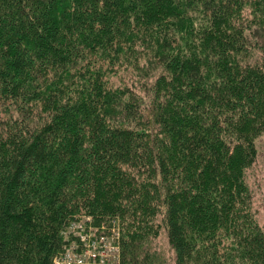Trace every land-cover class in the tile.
Returning <instances> with one entry per match:
<instances>
[{"label":"trees","instance_id":"1","mask_svg":"<svg viewBox=\"0 0 264 264\" xmlns=\"http://www.w3.org/2000/svg\"><path fill=\"white\" fill-rule=\"evenodd\" d=\"M263 131L264 0H0V264H52L76 214L119 219L121 264H165L162 227L171 264H264Z\"/></svg>","mask_w":264,"mask_h":264},{"label":"rangeland","instance_id":"2","mask_svg":"<svg viewBox=\"0 0 264 264\" xmlns=\"http://www.w3.org/2000/svg\"><path fill=\"white\" fill-rule=\"evenodd\" d=\"M197 21L199 19L197 18ZM151 68V65H148ZM124 80V79H123ZM130 81V79H129ZM256 156L253 163L244 171L245 182L249 191L250 206L253 216L264 232V131L255 138ZM72 221H81L91 227L109 228L104 231H110L114 228L116 240L119 242V251L116 252L117 258H113L117 264H121V229L120 221L117 218L110 217L105 219L95 220L91 216L84 218L81 214H76L67 221V224L61 228L62 249L66 247L68 231H65L70 226ZM112 232V231H111ZM152 245L157 254L163 259V263L171 264L173 258V250L167 242V237L164 228L159 229V233L152 240ZM62 249L60 251H62Z\"/></svg>","mask_w":264,"mask_h":264},{"label":"built area","instance_id":"3","mask_svg":"<svg viewBox=\"0 0 264 264\" xmlns=\"http://www.w3.org/2000/svg\"><path fill=\"white\" fill-rule=\"evenodd\" d=\"M104 230L81 221L70 222L65 230L68 231L66 247L53 256L52 264H117L114 260L119 251L116 233L114 228Z\"/></svg>","mask_w":264,"mask_h":264}]
</instances>
